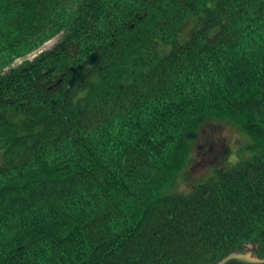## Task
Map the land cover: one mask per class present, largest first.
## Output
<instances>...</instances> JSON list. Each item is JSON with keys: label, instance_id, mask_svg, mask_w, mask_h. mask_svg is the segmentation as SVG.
Here are the masks:
<instances>
[{"label": "trees", "instance_id": "1", "mask_svg": "<svg viewBox=\"0 0 264 264\" xmlns=\"http://www.w3.org/2000/svg\"><path fill=\"white\" fill-rule=\"evenodd\" d=\"M216 121L248 145L187 187L206 145L182 137ZM247 244L264 258V0H0V264H217Z\"/></svg>", "mask_w": 264, "mask_h": 264}, {"label": "rangeland", "instance_id": "2", "mask_svg": "<svg viewBox=\"0 0 264 264\" xmlns=\"http://www.w3.org/2000/svg\"><path fill=\"white\" fill-rule=\"evenodd\" d=\"M61 39L62 35H58L43 45L40 49L35 50L24 58L17 59L15 61V66L22 63V61L25 59L34 60L42 51L52 49ZM220 142H224V148L228 149V152L226 155L224 154L222 156V159H215ZM194 143L196 152L198 147L196 142ZM200 144L206 146L201 148L200 154H198V152L195 153V160L193 162L194 167L191 169L192 181L187 184V187H189L193 181H196L195 179L198 176L202 175L205 177L212 174L214 170L221 168L224 165L228 166L233 162H237L240 156V151H242L246 145H248V139L236 125L232 123L220 124V122L216 121L206 125L205 133L203 134V139ZM244 156L246 157L247 153L244 154ZM187 182V179L182 176L180 184L174 189L179 192L186 191L187 188H185V186ZM250 245L252 246L253 244H249V246Z\"/></svg>", "mask_w": 264, "mask_h": 264}, {"label": "water", "instance_id": "3", "mask_svg": "<svg viewBox=\"0 0 264 264\" xmlns=\"http://www.w3.org/2000/svg\"><path fill=\"white\" fill-rule=\"evenodd\" d=\"M100 49L101 46L97 48L95 52L90 54L87 65L89 67H97L100 64ZM85 64H81L77 67H73V76L69 81V86L74 87L75 84L79 81H85L86 73H85ZM199 137V132L195 130L187 131L183 135V140L185 141H195ZM256 246H246L245 251L243 253H234L223 260H221L218 264H264V258H259L256 256Z\"/></svg>", "mask_w": 264, "mask_h": 264}, {"label": "flooded vegetation", "instance_id": "4", "mask_svg": "<svg viewBox=\"0 0 264 264\" xmlns=\"http://www.w3.org/2000/svg\"><path fill=\"white\" fill-rule=\"evenodd\" d=\"M204 133H205V130L202 131V135L201 136H203ZM201 141H202V138L200 139L199 143ZM218 149H219V153L216 155L215 159H222V158H219L220 154L222 153V155H223V154L228 152V150L227 149L225 150V148H224V142H220V146L218 147Z\"/></svg>", "mask_w": 264, "mask_h": 264}]
</instances>
